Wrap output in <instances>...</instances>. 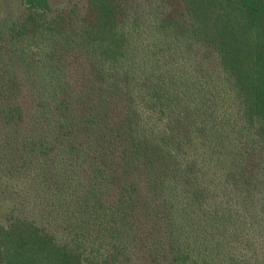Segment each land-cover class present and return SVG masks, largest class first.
Returning a JSON list of instances; mask_svg holds the SVG:
<instances>
[{"label": "trees", "instance_id": "1", "mask_svg": "<svg viewBox=\"0 0 264 264\" xmlns=\"http://www.w3.org/2000/svg\"><path fill=\"white\" fill-rule=\"evenodd\" d=\"M31 1L0 28V193L35 217L0 264H264V0Z\"/></svg>", "mask_w": 264, "mask_h": 264}, {"label": "rangeland", "instance_id": "2", "mask_svg": "<svg viewBox=\"0 0 264 264\" xmlns=\"http://www.w3.org/2000/svg\"><path fill=\"white\" fill-rule=\"evenodd\" d=\"M29 0H0V28H3L13 22L22 19L27 9ZM31 1V0H30ZM79 2L83 5V0H51L54 9L60 10L68 6L69 2ZM124 9H126L131 18L137 17L145 18L151 10H158L165 14V18H173L179 16L177 5L171 0H123L121 2ZM32 5V1H31ZM163 8L160 9V8ZM199 63L215 68L217 66V58L215 54L209 49H201L198 52ZM18 217H35L34 208L21 207L19 203L11 198L7 193H0V224L7 226L12 220Z\"/></svg>", "mask_w": 264, "mask_h": 264}, {"label": "water", "instance_id": "3", "mask_svg": "<svg viewBox=\"0 0 264 264\" xmlns=\"http://www.w3.org/2000/svg\"><path fill=\"white\" fill-rule=\"evenodd\" d=\"M27 5L28 6H31V1L30 0L27 2Z\"/></svg>", "mask_w": 264, "mask_h": 264}]
</instances>
